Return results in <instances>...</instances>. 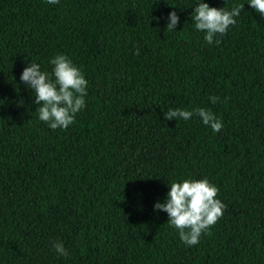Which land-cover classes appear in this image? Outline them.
<instances>
[{
  "label": "trees",
  "instance_id": "1",
  "mask_svg": "<svg viewBox=\"0 0 264 264\" xmlns=\"http://www.w3.org/2000/svg\"><path fill=\"white\" fill-rule=\"evenodd\" d=\"M197 2L0 0V264H264V16L206 0L244 4L209 45ZM58 53L89 83L73 124L52 130L19 76ZM168 107L208 108L223 127L164 120ZM205 177L223 214L185 246L153 204Z\"/></svg>",
  "mask_w": 264,
  "mask_h": 264
},
{
  "label": "clouds",
  "instance_id": "2",
  "mask_svg": "<svg viewBox=\"0 0 264 264\" xmlns=\"http://www.w3.org/2000/svg\"><path fill=\"white\" fill-rule=\"evenodd\" d=\"M49 5H56L59 0H46ZM248 5L264 16V0H247ZM244 4L237 3L231 8L209 6L206 0H198L190 14L193 28L203 32V40L211 45L219 44L217 34L223 35L229 26L236 24ZM157 20L159 18H156ZM179 17L175 11H169L166 17V29H173ZM139 55V49H134ZM51 71L42 70L41 64L30 61L21 71L19 80L34 94L33 103L38 120L44 122L49 129H66L73 124L76 114L86 107L88 80L82 70L73 63L66 54L58 53L49 58ZM210 103L215 104L219 96L209 95ZM227 100V97L224 98ZM198 117L200 122L208 126L213 133L223 127V122L210 109L193 107L191 110L180 107H168L163 112L164 120H189ZM219 189L202 179L184 178L168 183L163 202L155 201L154 211L167 214V223L178 232L179 240L185 246L198 244L201 234L209 231L217 219L223 214L225 207L217 197ZM51 248L61 257L69 255L62 241L51 243Z\"/></svg>",
  "mask_w": 264,
  "mask_h": 264
}]
</instances>
